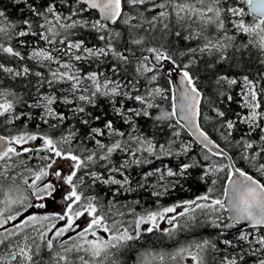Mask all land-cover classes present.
<instances>
[{
  "label": "snow or ice",
  "instance_id": "1",
  "mask_svg": "<svg viewBox=\"0 0 264 264\" xmlns=\"http://www.w3.org/2000/svg\"><path fill=\"white\" fill-rule=\"evenodd\" d=\"M262 81L264 0H0V264H264Z\"/></svg>",
  "mask_w": 264,
  "mask_h": 264
},
{
  "label": "trees",
  "instance_id": "2",
  "mask_svg": "<svg viewBox=\"0 0 264 264\" xmlns=\"http://www.w3.org/2000/svg\"><path fill=\"white\" fill-rule=\"evenodd\" d=\"M9 3V0H4V4L7 5ZM9 12L11 15L15 16L14 9L9 7ZM200 74L203 76L205 75L203 66L199 69ZM261 83H264L262 81ZM241 91V86L237 85L231 90V94L233 95L232 102H224L220 104L222 110H224L229 118H235L236 113L243 114L246 110L240 107L241 103V96L239 95ZM264 99V97H262ZM165 107L168 106V103L165 102ZM240 128L243 129L244 125H240ZM218 135V134H217ZM235 135L239 136L240 133L237 132ZM182 137L185 139H188L186 133H182ZM201 152V149L199 146H194V151L192 155L195 158H199V154ZM159 162H157L158 164ZM155 165H149L147 167H154ZM136 171H140V169H136ZM199 169H193L192 175L189 177L188 180L182 181L183 187L180 185H177L174 189L169 190L166 194L162 195L161 197H154L150 195V191H144L141 190L136 198L140 199L142 201L143 207L151 210H156L158 208L167 207L174 205L175 203L186 200V199H192L196 195L201 194L205 190V185L199 182L198 175H199ZM156 178H151L150 182L155 183ZM158 201V203H157ZM138 211H142L141 208L137 209ZM196 232H201L200 229H196ZM190 235L189 233H181L179 234L178 238L181 240V242H184V239L186 236ZM196 238H199L198 236ZM144 241L149 242L150 244H155L159 246L161 244V241H163L164 245L169 246L171 248L172 245L175 244V240H169L167 237H162L160 233H153L151 235H146L144 237Z\"/></svg>",
  "mask_w": 264,
  "mask_h": 264
},
{
  "label": "rangeland",
  "instance_id": "3",
  "mask_svg": "<svg viewBox=\"0 0 264 264\" xmlns=\"http://www.w3.org/2000/svg\"><path fill=\"white\" fill-rule=\"evenodd\" d=\"M157 179V178H156ZM156 187L158 190H162L161 189V186H160V183H157V180H156ZM60 210V207L56 204H52L48 209L44 210V211H48V212H53V211H59ZM161 227H167L166 224H161Z\"/></svg>",
  "mask_w": 264,
  "mask_h": 264
}]
</instances>
